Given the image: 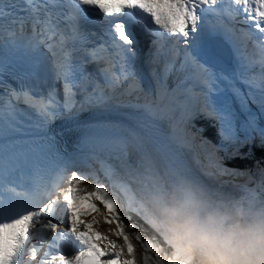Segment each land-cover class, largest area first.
<instances>
[{"label": "snow or ice", "instance_id": "6c2138e0", "mask_svg": "<svg viewBox=\"0 0 264 264\" xmlns=\"http://www.w3.org/2000/svg\"><path fill=\"white\" fill-rule=\"evenodd\" d=\"M238 18L247 29L234 26ZM141 23L151 34L143 64L135 32ZM218 37L230 44L234 68L216 46ZM8 65L14 69L15 86L4 80ZM0 90V264H136L118 204L142 216L162 238L163 246L150 239L142 244L143 264H159L170 246L143 203L98 153L139 143L146 121L171 119L193 103L219 122L221 148L237 142L241 133L245 141L259 133L264 143L259 123L264 118V0H0ZM231 97L240 102L239 116ZM85 105L102 112L95 121L76 125L79 151L61 155L47 134L49 125L74 120ZM96 161L99 169L93 167ZM70 167L76 170L69 176ZM43 170L53 188L62 181L70 187L59 200L37 209L32 178ZM217 170L229 173L219 165ZM88 181L91 185L84 187ZM241 199L264 200V179ZM85 201H91L93 210L95 201L103 204L117 221L123 245L108 242L103 252L93 246L79 227H91L78 218L87 214L80 207ZM54 220L65 223L67 231H57ZM134 236L142 239L140 231ZM123 248L128 258L121 261ZM169 264L177 262L170 259Z\"/></svg>", "mask_w": 264, "mask_h": 264}, {"label": "clouds", "instance_id": "9594fccd", "mask_svg": "<svg viewBox=\"0 0 264 264\" xmlns=\"http://www.w3.org/2000/svg\"><path fill=\"white\" fill-rule=\"evenodd\" d=\"M140 200L170 246L159 264H264V200L199 183L178 163L145 157Z\"/></svg>", "mask_w": 264, "mask_h": 264}, {"label": "rangeland", "instance_id": "374dc122", "mask_svg": "<svg viewBox=\"0 0 264 264\" xmlns=\"http://www.w3.org/2000/svg\"><path fill=\"white\" fill-rule=\"evenodd\" d=\"M235 66H236V63H234L232 65L233 68ZM145 73H146V70H145ZM238 86L246 94V89L244 88L245 86L242 85V84H240ZM230 99H231V103H232L233 108L235 109V111L238 114V111L239 112L241 111L240 102L235 97H231ZM248 104H249V107L252 110H254L253 107H256V105L252 104L250 100L248 101ZM165 127L168 129L167 132H170L169 131L170 130V119H167L165 121ZM72 132H73V134H78L79 135V131L78 130H73ZM256 135L258 136V134H256ZM49 138H50V140H55L54 137H49ZM148 139H150V138H148ZM241 139L242 140L244 139V136H243L242 133H241V137H240L239 140H241ZM151 141L154 142L152 139H151ZM156 141L154 142V145L158 149L156 151L160 155V156L158 155V157H159V160H160V162L162 164L163 163H178V164H181L182 163L179 159H177L176 157H174V154L177 155V156H179L178 155V154H180L179 152L177 154L175 151H171L170 149H168L166 147V145L164 146L163 143H160L159 142V144H157ZM248 142H250V146L248 148L247 153L249 151L252 152L254 150V147L255 146L256 147L258 146L257 145L258 144L257 142H259V139L255 137V134H253L252 139L248 140ZM25 146L26 145H21L20 147L21 148H24ZM142 146H143L142 149H140L139 147H137L138 149H134L135 151L132 150V152H134V157H133L132 152L128 156L126 155V157L123 156L125 154H123L120 157V162L118 163V165L121 166V169H123V170L120 172L119 175H117V179L122 180V181H123V179H127V180L130 179L131 180V183L139 191L141 189V184H140L139 176H140V172L142 171L141 165H142L145 157L151 156V157L156 158L155 155L150 154L149 152H147L148 149L144 145H142ZM258 147H260V146H258ZM230 152H234V151H230ZM137 154H138V156H137ZM252 154L253 155L257 154V151L254 150L252 152ZM251 168H253V169L250 170ZM262 170H263L262 165L260 163H258V162H255L254 164H252V166H250L248 168V170H247L248 173L247 172H243V173L236 174V173H233L232 172V173H228L227 176L229 178H231L229 180H232V179L234 180L230 185H232V186L239 185V184L242 185L243 183H245V179L249 178L247 176L249 173H251L254 176H257V177L260 176L261 177L262 174H264V173H262V174L260 173V172H262ZM79 171H88V169H86V168L85 169H80ZM126 173L128 174L127 177H125ZM192 173H193V171H192ZM120 176L123 179L119 178ZM101 179H103V177H101ZM225 179L227 180V178H225ZM240 179H242V181H241L242 183H236L235 182V181L238 182ZM259 181L260 180L258 178L257 183H261ZM247 182H248V184H246V186H243L242 185L245 188V190L246 189H253L252 187H256V184H255V181L254 180H251L249 178ZM105 183L107 184V181H105ZM108 187H109V191L111 192L112 191L111 186L108 185ZM231 189L232 190H235V188L234 189L231 188ZM256 189H259V188H256ZM132 193L134 194V192H132ZM227 194H229L231 196L233 195L232 193H227ZM244 195L245 194H240L238 196H240L239 198H241ZM235 198L238 199V197H235ZM120 200H122L121 197H120ZM137 200L140 201L138 198H137ZM125 209H126V207H119V204H118V214L120 216V220L125 225L123 231L129 236L130 241H131V243L133 245V248H134V259L136 261V264H143V255H144V249L142 247L143 240L144 239L151 238L152 241H153V243H156L158 245L163 246L162 238L159 236V234L156 231H154L152 229L150 230L148 227H146L141 218L136 217L135 214L132 215L131 213H129L130 211L128 212V210L126 211ZM100 210H102L103 213L97 215L96 216L97 218L96 217L93 218V221H94L93 226L96 229L103 231L104 237H105V244H107L108 242H115L116 244L123 245L124 244L123 238L121 236H119V235L116 234L117 231H118V229H117V221L112 220V217L107 213V210L104 208V206H102V208ZM105 215H107L110 218V221L111 222H108V220L105 219ZM129 223L135 224L136 227H134V228H128L127 225ZM146 229L148 231H146ZM137 230L141 231L142 239L140 241H137L135 239V236H134V233ZM110 250L111 251H114L113 249H110ZM149 255H154V254L149 253ZM123 256H127V248H123V255L121 256V261H122ZM164 257H168V251L162 253V258H164Z\"/></svg>", "mask_w": 264, "mask_h": 264}, {"label": "bare ground", "instance_id": "6f19581e", "mask_svg": "<svg viewBox=\"0 0 264 264\" xmlns=\"http://www.w3.org/2000/svg\"><path fill=\"white\" fill-rule=\"evenodd\" d=\"M97 108V107H96ZM92 109V108H91ZM90 109V110H91ZM185 110H187V108H185ZM129 111H134L132 109H130ZM91 111H89L90 113ZM101 111H99L100 113ZM98 113V114H99ZM185 111L183 109H180L179 111H176L174 114L176 116L180 115V114H184ZM84 115V114H83ZM84 116H88V115H84ZM93 116V115H91ZM91 116H88V117H91ZM94 117V116H93ZM99 116H95L94 118L92 119H97ZM92 121V120H91ZM146 123H148V127H146L145 129L147 130V132L145 130H142V136L144 137L139 143L144 145L150 154H153L156 156V159L158 161L159 160V157H158V152L156 150L157 147L154 145V142L151 141V139H148V138H151V137H155L157 138V141L160 142V143H163L164 146L166 145V147L168 149H170L171 151H174L172 149V146L173 145L172 143L175 142L176 143V140L178 137V135H182L183 134V129L181 130H177L176 132H174V135H175V138L169 134L168 129L165 127V122L163 121V119H155L153 118L152 121L149 123L148 121H146ZM154 123L156 126L155 127H152L151 124ZM84 124V123H83ZM169 124V123H168ZM73 130H78V128H73L69 125H63L57 129H54L52 131H48L47 134L49 137H54L55 140H51L52 143L56 142L57 140H59L61 137L65 136L66 134L72 132ZM79 131V130H78ZM81 135L80 131H79V136ZM148 135H150L151 137H149ZM15 139V137H14ZM130 143V142H129ZM129 143L125 146V148L123 150H120V151H117V152H107V151H104V152H100L98 153L99 156H100V159L105 161L106 163L110 164V165H115L116 161H120V157L123 155V154H127V156L129 155ZM136 143V142H135ZM138 144V143H136ZM71 145H78V144H71ZM21 146V145H20ZM19 146V147H20ZM179 146H181L183 148V145L180 144ZM29 148V145H26L23 149H28ZM205 148H207L205 146ZM79 148H76L75 150H77ZM184 149L186 150V148L184 147ZM182 149V150H184ZM135 151L134 148L132 147L131 148V152ZM73 151L72 149L70 150V152ZM182 153H184L183 151H181ZM75 152H72V153H69V154H73ZM180 153V152H179ZM133 154V157H134V152H132ZM143 154V153H142ZM181 154V153H180ZM29 157H31L32 153L29 152L28 153ZM182 155V154H181ZM138 156V154H137ZM160 156V155H159ZM136 157V156H135ZM163 157V156H162ZM138 160V159H137ZM119 163V162H118ZM99 164V163H98ZM93 166L95 167V164H93ZM189 167H193L192 165H189ZM194 168V167H193ZM81 169H85V168H81ZM87 169V168H86ZM71 170H75V169H72L71 167L69 168V171ZM191 171V169H189ZM69 171H68V174H69ZM194 174H196L197 176L201 177V179L205 180L206 183L211 186L213 189H221L224 191V193H232V197H239L238 195L240 194H245L246 193V190L243 186H246L245 183H243L242 185L239 184V185H230L234 180H226L224 176H221L222 179H218L216 182L209 178V177H203L199 174H197V172L195 170H192ZM191 171V172H192ZM254 173V172H253ZM128 174L126 173L125 177H127ZM34 180V183H35V186L37 188V195L39 197V194L41 192V188H42V183H49V179H48V173H44L43 171H41L39 174L35 175L33 178ZM129 180V179H128ZM244 181V180H243ZM236 183H242L241 181H235ZM260 182V181H259ZM260 186V183H256V187H252L253 189H256ZM231 188H235V190H232ZM258 190V189H257ZM38 201V198L36 200L33 201V204L36 205V202ZM168 256H170V251H168Z\"/></svg>", "mask_w": 264, "mask_h": 264}, {"label": "trees", "instance_id": "16d2710c", "mask_svg": "<svg viewBox=\"0 0 264 264\" xmlns=\"http://www.w3.org/2000/svg\"><path fill=\"white\" fill-rule=\"evenodd\" d=\"M169 83L171 84V79L169 81ZM253 112H257L256 109ZM261 126H264V118H262L259 121ZM202 124L196 123V128L201 134H203L205 137L210 138L213 140V138H215L216 140H221V137L218 135V133H214L211 132V130H207L206 132L202 131ZM258 136H256L259 139V142H257L258 146L260 147H254V150L257 151V154L253 155L252 152H248V148L250 146V142H241V146L237 147L234 144L229 145L230 148H232L231 150L234 152H228L226 154H223V159H224V167L226 169L229 170V172H234L236 174L242 173V171L246 170L249 166H252V164L254 162H258L262 165L263 169H264V143H262V139L259 135V133H257ZM240 135V134H239ZM261 144V145H260ZM238 149V151H237ZM243 157V158H242ZM92 181H88L86 182L85 185H83L84 187H88L89 185H91ZM91 203V201H85L83 203H81L80 207L81 208H90L89 204ZM96 205H98V202L95 201Z\"/></svg>", "mask_w": 264, "mask_h": 264}, {"label": "water", "instance_id": "95a60500", "mask_svg": "<svg viewBox=\"0 0 264 264\" xmlns=\"http://www.w3.org/2000/svg\"><path fill=\"white\" fill-rule=\"evenodd\" d=\"M223 54H224V56L226 57V58H228V59H230L231 60V53H230V51L229 50H227L225 53L223 52ZM157 143L159 144V142L157 141ZM181 158V157H180ZM188 158V157H187ZM187 158H181L183 161H186L187 160ZM184 163V162H183ZM259 188V187H258Z\"/></svg>", "mask_w": 264, "mask_h": 264}]
</instances>
